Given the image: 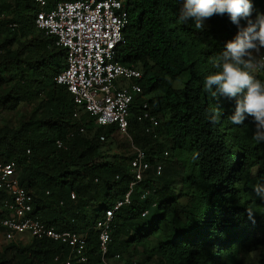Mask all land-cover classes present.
I'll list each match as a JSON object with an SVG mask.
<instances>
[{"label":"trees","instance_id":"trees-1","mask_svg":"<svg viewBox=\"0 0 264 264\" xmlns=\"http://www.w3.org/2000/svg\"><path fill=\"white\" fill-rule=\"evenodd\" d=\"M62 1L76 0H48L49 7ZM126 2L127 42L118 61L143 72L140 84L157 117L155 133L146 134L145 124L137 121L143 102L135 100L130 119L133 142L145 150L153 166L155 156L164 154L161 137L175 156L189 152L192 174L188 181L197 183L198 190L183 207L181 217L173 179L154 175V180L149 177L154 171L149 170L135 189L131 204L116 213L107 259L110 264H137L132 262L136 256L139 264H247L253 253L264 251V199L252 187L253 180L264 185V142L253 139L251 117L241 125L230 121L234 100L213 98L204 88L205 78L219 71L215 64L237 34V27L227 14L213 15L203 29H197L192 20L180 25L175 12L181 8L176 0ZM252 3L254 19L257 10L264 12V0ZM7 11L15 13L18 24H7L0 18V35L6 36L0 43V87L10 70L17 71L16 92L13 96L9 92L8 102L14 108L26 101L31 90L28 70L35 91L46 95L39 115L34 113L21 129L0 130V165L17 163L20 183L35 199L33 217L61 231L88 232L87 264H103L95 226L128 193L134 180L130 162L135 150L128 139V145H122L111 160L102 156L103 142L120 133L116 126L94 128L95 118L89 114H82L81 121L74 119L71 93L54 82L65 67L66 51L56 45L54 37L36 27L38 7L34 0H0V17ZM11 24L17 27L11 28ZM32 29L39 32L29 38ZM25 38L29 39L21 51H9V45ZM25 50L33 56L27 62ZM252 74L264 82V74ZM183 77V89H175L174 83ZM82 124L86 130H95L94 136L77 133L68 139ZM57 140L65 141L68 149H59ZM145 190L151 194L142 199ZM73 192L77 203L71 199ZM6 198L8 195L0 191V223L9 215L2 209ZM90 205L95 206L93 216L87 211ZM143 211L149 214L142 217ZM0 231L5 236L1 225ZM18 240L22 239L10 242ZM18 252L14 264H64L68 247L32 238ZM121 254H127V260ZM58 255L62 257L57 262ZM10 263L0 257V264ZM259 264H264L263 254Z\"/></svg>","mask_w":264,"mask_h":264},{"label":"built area","instance_id":"built-area-1","mask_svg":"<svg viewBox=\"0 0 264 264\" xmlns=\"http://www.w3.org/2000/svg\"><path fill=\"white\" fill-rule=\"evenodd\" d=\"M34 2L38 7L36 27L54 37L56 45L66 51L65 67L54 82L71 93L75 105L74 119L81 121L82 114H89L95 118L97 126H116L120 135L127 137L135 150L130 162L134 180L128 193L95 226L101 260L103 264H109L107 257L113 242L112 231L117 211L131 204L135 189L144 181L149 170H153L156 177L163 172L160 163L153 166L145 150L135 146L130 133L132 106L136 99L143 102L137 121L145 124L146 134L155 133L157 117L152 114L149 98L140 84L143 72L134 65L118 61L120 49L127 42L128 4L126 0H76L58 2L50 8L48 0ZM10 27L15 29L17 25L11 24ZM257 57H264V53ZM254 72L264 74L262 69ZM85 132L86 127L82 124L78 132L71 131L67 138L72 139L77 133ZM101 139L104 140V137ZM56 145L59 149H68L63 140H57ZM164 155L168 157L169 152L165 151ZM0 191L8 195L2 202V209L8 211L9 215L0 223L8 241L23 239L18 235L29 233L37 240L67 246L64 264L89 262L88 232L61 231L32 216L35 199L31 192L22 187L15 161L0 165ZM150 194V190L143 191L142 199ZM71 199L76 200L74 192ZM148 214L149 211H143L142 217ZM262 254L264 258V251ZM61 257L58 255L55 261H60ZM116 259H120V255H116Z\"/></svg>","mask_w":264,"mask_h":264},{"label":"clouds","instance_id":"clouds-1","mask_svg":"<svg viewBox=\"0 0 264 264\" xmlns=\"http://www.w3.org/2000/svg\"><path fill=\"white\" fill-rule=\"evenodd\" d=\"M253 11L252 0H185L179 20H192L197 29H203L205 20L227 14L237 27V34L227 42L215 64L219 71L205 78L204 88L213 98L234 100L230 121L241 125L251 117L253 139L264 142V82L252 74L257 69L264 70V57L256 55L264 50V12L257 10L253 19ZM254 191L264 199V185L257 184Z\"/></svg>","mask_w":264,"mask_h":264},{"label":"rangeland","instance_id":"rangeland-1","mask_svg":"<svg viewBox=\"0 0 264 264\" xmlns=\"http://www.w3.org/2000/svg\"><path fill=\"white\" fill-rule=\"evenodd\" d=\"M177 6L182 9L185 0H176ZM181 9L177 8L175 14L180 15ZM1 19H4L5 22L8 23H17L15 21L16 15L13 11H7L5 12L1 17ZM30 21L33 22V17L30 18ZM180 25H188L187 23L178 21ZM204 26L208 27V20H205ZM31 34L28 36L29 38L35 37L38 34V30L35 29L31 30ZM35 33V35H34ZM6 36L0 35V43L1 39H4ZM29 38H25L23 42L21 43H13L9 45V51L11 53L21 51L23 47L25 46L26 41H28ZM4 50V49H3ZM27 52V50H25ZM264 53V50H261L258 54ZM256 54V55H258ZM28 58H33L32 55L28 54L24 59V61H28ZM22 59V58H21ZM17 71L10 70L9 75L6 77V80H4L5 85L0 87V130L3 128H7L11 130L12 132L18 129H21L22 126L26 123H28V120L30 117H34L35 115H39L42 105L44 104V98L45 93L38 94L35 91L34 83L31 82L32 79V73H30L27 70L26 73V79L29 81V85L31 86V90L29 91V94L26 98V101L19 103L16 107L13 108V104L11 101L8 102L9 99V92L12 91L11 96L14 95L16 92L14 85L16 84V76ZM15 77V81H14ZM12 78L13 80H9ZM186 80V77H183L179 81H176L174 83L175 89H183L184 87V81ZM10 100V99H9ZM93 127L95 128L96 124L93 123ZM95 133V130H92L90 128H87L84 135L86 137L90 138L93 137ZM128 138L116 134L114 136H111L106 142H103L102 150V156L106 160H111L114 155H117L121 152L122 145L123 147L128 145ZM159 144H164V152L168 151L169 156L166 157L164 154L156 155L155 159L157 163H160L163 166V172L162 176H167L173 179V188L175 195L179 196V202L177 204V214L182 217V209L185 207L189 201L190 196H195L197 194L198 185L197 183L191 185L190 181H188V178L191 176V154L189 152H185L181 156H175L174 152L171 150V145L166 143V140L164 137H161ZM28 154V153H27ZM149 177H153L155 180L154 173H151ZM197 182V179H196ZM257 185V182L253 180L252 187H255ZM77 200H75L74 203H77ZM94 207L95 206H89L88 208V214L93 216L94 215ZM19 237H23L22 240H18L15 242H10L6 239L4 234L0 231V257H4L5 261H8L10 264H14L18 261L19 256V250H22L25 246L29 245L32 242V236L29 233H24L18 235ZM155 244V243H154ZM152 247V245H150ZM122 258L124 260H127L128 255L127 254H121ZM262 257L261 251H258L256 253H253L249 262L247 264H259V261ZM139 256L133 257L132 262L138 263ZM112 263L117 264L118 262L112 261ZM122 261L120 262V264ZM110 264V262H109Z\"/></svg>","mask_w":264,"mask_h":264}]
</instances>
